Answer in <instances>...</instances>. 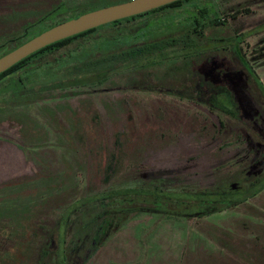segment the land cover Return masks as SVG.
Wrapping results in <instances>:
<instances>
[{"label": "rangeland", "instance_id": "obj_1", "mask_svg": "<svg viewBox=\"0 0 264 264\" xmlns=\"http://www.w3.org/2000/svg\"><path fill=\"white\" fill-rule=\"evenodd\" d=\"M86 1L0 0V39L19 34L27 24L34 28L39 23L46 25L81 9ZM117 1L121 0H91L100 7ZM193 6L217 10L215 17L223 24L206 23L204 34L225 38L223 44L227 43L224 47L229 50L222 54L226 57L232 55L231 37L240 35L239 52L264 87V0H186L177 8L152 12L112 27L139 29L123 40L113 38L108 43L101 35L114 29L98 28L86 36V42L84 37L76 38L34 61L40 64L37 73L43 67H49L51 72L28 77L35 79L27 85L33 87L31 97L12 95L18 88L17 77L25 80L26 74L19 72L0 81V197L4 200L0 207L14 206L18 198L22 201L21 197L29 198L38 188L37 174H47L54 182L74 184L73 192H65L64 197L75 199L84 192L86 181L83 151L102 148L109 153L116 143L118 151L123 152L118 171L126 173L134 168L143 178L163 175L170 181L207 185L211 179L209 170L222 162L248 160L250 170H258L263 161L253 158L255 144L243 137L235 140L231 131L236 125L227 116L208 112L206 105L194 101L193 96L180 99L161 92L164 81L176 85L181 80L180 68L186 61L180 51L159 62L141 58L138 66H113L115 69L104 78L101 64L93 66L86 77L68 78L85 73L78 70L92 59L101 58L108 46L113 49L123 42L177 35L194 14ZM98 69L101 72H96ZM251 88L253 97L263 105L258 89L254 84ZM234 98H239L235 92ZM248 112L250 115L256 109ZM260 118L264 129V117ZM217 120L226 122L225 133L212 136L210 131ZM71 123L83 144L69 139ZM145 123L149 125L144 134H136ZM199 131L202 136L198 138L195 134ZM221 138L227 144L216 149ZM112 180H98L91 187H107ZM171 205L169 210L164 209L165 215L132 213L125 205L113 208L114 219L128 213L126 219L105 236L84 264H235L233 261L241 258L244 264H264V186L238 205L207 215L198 216L196 204Z\"/></svg>", "mask_w": 264, "mask_h": 264}, {"label": "trees", "instance_id": "obj_2", "mask_svg": "<svg viewBox=\"0 0 264 264\" xmlns=\"http://www.w3.org/2000/svg\"><path fill=\"white\" fill-rule=\"evenodd\" d=\"M185 1L175 0L146 12L114 20L45 45L0 72V81L3 77L13 76L19 72L26 74L27 79L25 80L17 77L18 88L14 89L17 91H13L12 95L21 99L29 98L33 94V87H27V85L35 82V79L30 80L28 77L32 73L38 76L51 72L49 67H43L44 69L37 73L36 70L40 64L34 62L35 60L43 58L44 55L57 50L76 38L84 37L83 41L86 42L89 38L86 36L91 35L98 28H112L125 22L129 23L152 12L177 8ZM98 7L100 6H96L92 4L91 0H87L81 9L72 10L66 16L55 18L46 25L39 23L40 26L34 28L33 24H27L19 34L0 39V55L43 29ZM193 7L195 8L194 14L184 28L177 32V35L157 37L135 43L123 42L117 44L116 48L113 49L108 46L106 54L99 59H92L90 63L82 65L83 70H78L85 73L69 75L68 78L72 77L71 80H76L82 76L86 77L92 73L93 66L98 64L103 66L101 75L105 77L115 69L113 66H138L141 58L150 59L151 62H159L167 58L172 52L181 50L183 53H190L194 49L204 46L197 45V41L204 37L206 23L210 26H220L223 22L218 21L220 18L215 17L218 15L216 9ZM45 16L46 14L43 15V17ZM137 29L139 28H132V26L121 27L118 30H109L110 32L107 31L101 37L107 43L113 38L121 37L123 40L129 33ZM97 37L95 36V38ZM234 38L237 37L234 36ZM221 40L223 39H214V37L212 39L215 42ZM239 41L240 36L236 39L235 44ZM211 47L215 46L212 45ZM101 71L98 69L96 72ZM71 80L69 79V81ZM55 81L57 80L53 79V82ZM255 83L257 89L264 96V87L259 81ZM24 94L28 95L23 97ZM21 102L24 103L25 101ZM227 114L234 124L239 122L231 109L227 110ZM71 129L72 134L69 137L71 142L72 140L76 142L79 140V144H83L84 140L77 135L74 123H71L68 130ZM88 136L90 137V135ZM89 144L94 146L93 142ZM118 148L119 145L116 143L109 153L101 151L102 148L83 151L86 164H83L82 172L86 181L83 188L84 192L75 199L64 197L65 192H73L74 184L66 185L59 181L54 182V178L47 174H37L35 187L38 188L28 196L29 198L21 197L22 201H19L18 198L14 206L0 207V264H84L100 246L105 236L111 230L118 228L119 224L126 219L128 213L114 219L111 212L113 208L125 205L132 213L142 211L164 214V209L171 208V202H178L188 205L196 204L197 211L200 213L198 216H202L211 204H215L216 210L236 206L258 193L264 186V174H262L249 179L250 183L247 188H244V193H240L239 189H231L230 187L224 191L223 196L216 195L217 191L214 189L197 186L179 185L174 189H168V187H161V183L157 180L146 181L141 179L134 168L126 173L118 171L117 166L123 153L119 152ZM67 170L69 171V168ZM226 177L227 181L223 184L233 179L231 177L234 176L229 173ZM110 178H114V180L109 181L107 187L104 185L102 188L91 187L98 180H104L105 183ZM119 199L121 200L118 202ZM0 202H4V200L0 198Z\"/></svg>", "mask_w": 264, "mask_h": 264}, {"label": "flooded vegetation", "instance_id": "obj_3", "mask_svg": "<svg viewBox=\"0 0 264 264\" xmlns=\"http://www.w3.org/2000/svg\"><path fill=\"white\" fill-rule=\"evenodd\" d=\"M234 36L237 38H234ZM234 36L232 37V42L230 43V45L233 46L232 55L228 57L222 54L223 52L227 54L229 50L224 47L227 44H223V42H225V38L214 37V39H223L215 42L212 41V36L205 37V34L204 37L198 39L197 41V45L204 46L196 48L190 53H183L181 50H178L180 51V55H182V59L186 61L182 64V68H180L182 71V74L179 75L181 80L176 82V85L173 82V85H169L166 83L167 81H164V84L162 83L163 86L161 87V92L179 97L180 99H184V97L190 98L193 96L195 99L194 101L199 104L203 103L206 105L208 112L217 111L228 118L229 116L227 114V110L231 109L236 115L237 121H239L235 123L236 128L231 131L234 132V139L236 140L238 137H243L247 141L253 142L255 144V157L253 158L254 160L261 159L263 163L259 160V164L260 161L262 163L261 166L257 171H251V161L248 160H239L236 162H229L228 164H223L222 162L213 166L209 170L211 179L207 185H200L195 181H170L163 177V175L143 178L138 174L141 179L146 181L157 180L161 183V187H168V189H174V187L179 185L214 189L217 191L216 195L223 196L224 191H226L229 187L231 189H239L241 191L240 193H244V188H247V185L250 183L249 179L256 177L257 175L264 174V160L262 159L264 158V129H261L262 119L260 118L261 116L264 117V104L262 105L253 97L251 88V84H254L257 88L255 82H258L259 80L255 76L248 62L239 52L238 43L241 39L237 44H235L236 39H238L240 35L235 34ZM212 45L215 47H211ZM170 77L172 78V76ZM174 80H176V75ZM171 81V79L168 80V82ZM238 86H241L243 89L241 90ZM242 91H245V94ZM234 92L239 96V98H237L238 100H235ZM260 94L262 102H264V96L261 92ZM253 108L256 109V112L250 113L249 115L248 110ZM201 124H203V122H201ZM148 125L149 123L143 124L142 127H140V125L135 133L144 134V131L148 129ZM204 126H206V123ZM212 126L213 128H211L210 131L212 136L218 134L222 135L225 133L224 130L226 129V122L217 120V124ZM149 130L152 131L153 126L149 127ZM130 134H134V131H130ZM200 134L201 133L199 131V134H195V136L199 138V136H202ZM226 144L227 142L222 141L221 138L219 144L216 145L215 148L222 149L226 146ZM143 148H145V145ZM127 149H129V146ZM229 173H231V176H234L231 177L233 179H230V181L226 184H223L227 181L226 175ZM2 194H5V192ZM208 207L209 208H206L204 215L226 209L216 210L215 204H211Z\"/></svg>", "mask_w": 264, "mask_h": 264}, {"label": "water", "instance_id": "obj_4", "mask_svg": "<svg viewBox=\"0 0 264 264\" xmlns=\"http://www.w3.org/2000/svg\"><path fill=\"white\" fill-rule=\"evenodd\" d=\"M172 1L175 0H125L82 12L43 29L0 55V72L52 42L114 20L146 12Z\"/></svg>", "mask_w": 264, "mask_h": 264}, {"label": "crops", "instance_id": "obj_5", "mask_svg": "<svg viewBox=\"0 0 264 264\" xmlns=\"http://www.w3.org/2000/svg\"><path fill=\"white\" fill-rule=\"evenodd\" d=\"M233 263H235V264H244L245 261L241 258V259H236L235 261H233ZM222 264H227V263H222Z\"/></svg>", "mask_w": 264, "mask_h": 264}]
</instances>
